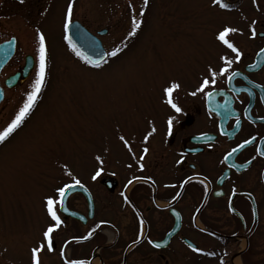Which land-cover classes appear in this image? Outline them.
Listing matches in <instances>:
<instances>
[{"label":"rangeland","instance_id":"rangeland-1","mask_svg":"<svg viewBox=\"0 0 264 264\" xmlns=\"http://www.w3.org/2000/svg\"><path fill=\"white\" fill-rule=\"evenodd\" d=\"M72 2V20L92 33L106 30L100 38L106 53L121 49L99 68H90L64 39L69 0H0V42L16 39L15 55L1 78L22 65L26 55L34 60L28 77L5 92L0 130L15 117L36 78L37 29L47 45L45 83L36 105L17 132L0 142V256L13 263L32 264L31 248L54 223L44 198L73 177L93 183L96 157L109 162L125 149L120 136L128 145L139 143L131 137L149 133L159 114L172 110L163 93L171 82L180 85L172 94L174 103L202 95L211 84L203 92L196 89L205 76L211 79L208 68L218 75L220 57L230 50L216 39L218 32L238 29L226 37L237 44L234 38L247 26L234 19L235 12H220L203 0ZM133 17L142 23L129 37ZM255 242H264V233ZM38 255L40 264H49L46 248Z\"/></svg>","mask_w":264,"mask_h":264},{"label":"flooded vegetation","instance_id":"flooded-vegetation-1","mask_svg":"<svg viewBox=\"0 0 264 264\" xmlns=\"http://www.w3.org/2000/svg\"><path fill=\"white\" fill-rule=\"evenodd\" d=\"M203 2L235 12L234 19L247 25L234 38L239 61L228 50L233 63L227 73L218 72L215 84L199 97L175 101L181 112L160 113L156 133L147 140L148 132L138 141L131 137L140 142L109 162H97L94 182L80 181L91 203L81 193L65 201L83 222L60 214L56 205L61 224L52 233L49 264H234L235 258L239 264H264V242H255L264 233V0H221L227 8ZM7 65L0 72V106L5 92L20 84L5 87L6 78L22 67L1 78ZM89 231L90 238L77 239ZM0 264L19 263L0 256Z\"/></svg>","mask_w":264,"mask_h":264},{"label":"snow or ice","instance_id":"snow-or-ice-1","mask_svg":"<svg viewBox=\"0 0 264 264\" xmlns=\"http://www.w3.org/2000/svg\"><path fill=\"white\" fill-rule=\"evenodd\" d=\"M144 5L148 4V0H143ZM214 4H219L220 7L227 8L229 5L227 3H222L221 0H213ZM129 7H131V4H129ZM141 15H143V10H141ZM72 16H73V2L72 0H69V3L67 5L66 11L64 13V22H63V29L65 32L64 39L67 41L68 46L72 49V51L76 54L77 57L82 59L86 64H90L93 67L99 68L100 67V61L92 60L89 57L85 56L73 43V40L71 36L67 35L68 30L72 24ZM141 21L133 17L132 19V26L131 31L128 33V36L131 37L136 34V31L141 26ZM254 23V22H253ZM238 29L231 28V27H224L223 30L219 31L216 39L225 45L228 49L231 50L232 53L235 54V60L239 61L241 57V52L239 49L230 42L229 39H226L229 33L237 32ZM253 36H255V32L252 33ZM36 41L38 44L37 47V53H38V71L36 73V78L31 85V91L27 93L26 100L24 101L23 105L19 108L17 111L15 117L11 120L10 123L7 124L3 130H0V142H4L11 134H13L24 122L25 118L29 115V113L32 111V109L35 107L36 102L39 98V95L42 91V88L45 83V77H46V67H47V45H46V37L39 29L36 30ZM121 49L116 48L113 49L111 52L107 53L108 56L115 57ZM264 52V49L261 50ZM220 59L224 62L226 67L220 68L219 72L221 75L227 73L228 67L233 63V60L228 59L225 56H221ZM208 73L211 77L205 76L200 83L199 87L196 89L197 92H203L206 87H208L210 84L216 83V75L217 73L213 71L211 67L208 68ZM232 75H237V73H232ZM231 77H229L230 79ZM180 85L177 82H171L167 87L163 88V93L166 99V103L171 106L172 109H174L177 113L181 112V108L173 102L172 94L174 90L179 89ZM192 95H195L196 92L191 93ZM207 95L211 96V93H207ZM169 126V132H171L173 120L169 118L167 121ZM155 132V128L153 127L152 130L145 136V140L148 139L149 136L152 135V133ZM120 140L124 142L125 146L128 147V141L125 140L123 136H120ZM249 143V141H244V144ZM244 144H241L239 147H243ZM131 151V149L129 148ZM144 153H147L148 149L144 148ZM236 149H233L232 152H235ZM231 155V153L229 154ZM97 160H100V157H96ZM140 159H143V156L140 157ZM141 168H143V165H140ZM69 175H71L69 173ZM100 175V172L98 171L94 176L93 179H96L97 176ZM138 179V178H134ZM73 180L75 181V184H80V181L75 179L73 177ZM129 184L132 183V180L128 181ZM203 183V181H201ZM71 187V185H65L63 187H58L54 190V195H49L44 198V206L47 212V215L51 218V221H53V224H50L46 230L42 232V240L34 247L31 248V262L32 264H40L39 260V253H41L45 248L48 252L53 251V237L52 233L55 231L56 228H58L61 224V218L57 214L56 205L63 204V196L65 194L66 188ZM59 196L60 199H56L55 197ZM106 223L104 221H101L100 224ZM100 224H97L96 227L98 228ZM93 232L89 231L86 236L79 237L77 239L79 240H86L92 236ZM151 243V241H150ZM156 247H159V245H155ZM189 247H192L189 245ZM193 251H202L199 248H194ZM63 250H61V256H63ZM208 255H215V253H208ZM227 255V253H225ZM65 264H87V261L85 260H70L66 261ZM220 264H224L223 259H221Z\"/></svg>","mask_w":264,"mask_h":264},{"label":"water","instance_id":"water-1","mask_svg":"<svg viewBox=\"0 0 264 264\" xmlns=\"http://www.w3.org/2000/svg\"><path fill=\"white\" fill-rule=\"evenodd\" d=\"M106 33L105 30L98 32L99 36H102ZM67 35L71 36L73 43L77 46V48L87 57L92 60L100 61V63L105 59L106 53L103 49L100 41L93 35H91L83 26H81L78 22H72ZM15 48V40L10 39L4 43L0 44V71L3 66L8 62V60L13 55ZM33 67V59L31 56H26L24 60V65L21 72L14 74L9 77L5 81V85L10 88L17 84V82L24 81L29 75L31 69ZM2 99V92L0 89V100ZM81 192L83 193L90 203L89 195L86 190L80 185H74L65 191L63 196V204L59 205V211L62 214L72 215L74 218L81 220V217L77 214H70L67 212L65 207V199L70 193ZM91 213V207H90ZM91 215V214H90Z\"/></svg>","mask_w":264,"mask_h":264}]
</instances>
